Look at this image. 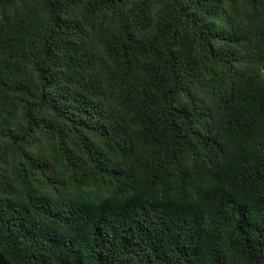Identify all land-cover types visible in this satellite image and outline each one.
<instances>
[{"label": "trees", "instance_id": "obj_1", "mask_svg": "<svg viewBox=\"0 0 264 264\" xmlns=\"http://www.w3.org/2000/svg\"><path fill=\"white\" fill-rule=\"evenodd\" d=\"M0 264H264V0H0Z\"/></svg>", "mask_w": 264, "mask_h": 264}]
</instances>
